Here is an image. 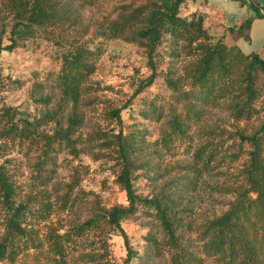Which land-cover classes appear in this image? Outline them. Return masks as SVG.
<instances>
[{"label": "trees", "instance_id": "obj_1", "mask_svg": "<svg viewBox=\"0 0 264 264\" xmlns=\"http://www.w3.org/2000/svg\"><path fill=\"white\" fill-rule=\"evenodd\" d=\"M190 1L195 0H0V62L3 52L17 48L20 37L43 34L66 46L58 86L63 103L71 105L69 125L64 128L59 120L54 134L26 119L17 122L13 108L3 109L0 159L5 150L19 145L27 154L33 148L40 151L44 160L37 165L40 187L29 191L19 182L20 170L7 165L11 160L0 163V264H69L67 249L74 236L80 244L86 230L94 229L100 231L104 248L112 234L122 236L127 255L121 264H131L136 252L122 225L140 215L154 225L146 235L150 246L145 264H264V59L210 34L207 13L181 16L182 5ZM252 6L256 15L229 29L248 41L254 18L264 17L255 3ZM89 8L95 10L91 16L85 15ZM112 40L136 46L148 68L138 76L127 103L109 107L111 124L91 132L103 140L100 147L112 152L116 183L128 203L98 206L88 220L77 223L73 234H61L52 216L60 208L76 213L83 190L77 174L58 195L48 168L54 163L51 151L58 149L50 146L55 137L72 145V137L84 128V111L100 110L93 76ZM166 61L167 68H162ZM160 77L171 92L168 109L152 103L144 113L156 121L163 118L155 151H171L177 142H197L191 161L179 165L178 178L144 197L135 188L140 171L159 185L162 169L148 159L146 138L125 132L122 112ZM5 86L0 64V92ZM47 160L48 169L43 164ZM227 165L237 173H229ZM215 174L225 178L213 183L220 210L202 219L190 216L191 193L209 185ZM45 222L50 224H44V233L38 227ZM86 256L94 264H115L104 252Z\"/></svg>", "mask_w": 264, "mask_h": 264}, {"label": "rangeland", "instance_id": "obj_2", "mask_svg": "<svg viewBox=\"0 0 264 264\" xmlns=\"http://www.w3.org/2000/svg\"><path fill=\"white\" fill-rule=\"evenodd\" d=\"M199 5V2L185 3L181 7V16L190 19L194 15H198L200 13ZM94 13L95 10L89 8L85 15L91 16ZM207 26L210 34L225 38V34L222 32L218 34L213 31L210 25ZM18 42L14 51H5L1 56L0 64L6 86L0 92V118L3 116V109L11 107L17 122L20 119H26L37 124L41 131L54 134L59 128L57 125L59 120L63 123L64 128L69 125L67 115L71 111V105L63 103L58 86L63 56L68 48L54 43L43 34L20 37ZM230 43L228 42L227 45ZM105 48L106 51L93 76V96L98 98L97 106L100 107V110L97 111V114L96 111H90L89 108L84 111L86 113L85 123L82 125L84 128L78 129L77 135L72 137V145H69L63 137H55L56 139L54 138L50 146V148L55 146L58 149V151H51L50 160L54 163L49 167L48 160L43 163L44 168L53 170L50 172L52 176L50 180L52 179L53 185H58L59 196L65 192L64 187L67 184L74 182L77 174L81 176L80 189L83 190V195L79 198L77 212L63 211L60 208L52 216L51 222L56 225L61 234L66 232L73 234L77 223L88 220L94 214V210L98 209V206L108 209L117 204L128 203L126 193L116 183L118 168L110 157L112 152H109L104 146L100 147L103 140L91 135V132L95 127L107 128L111 124L112 116L109 107L112 105L123 107L136 88L138 76L147 74L148 68L142 52L136 46L121 40H112L105 45ZM258 51L264 55V49ZM162 66V68H167L168 61ZM170 100L171 92L163 78L160 77L152 87L135 97L122 112L125 132H135L136 136L145 137L150 153L148 159L154 166L162 169L159 170L162 173L159 185L151 180L144 171H140L141 174L135 181V188L144 197L154 196L160 185L170 182L174 176L178 178L181 171L179 165L191 161L192 152L197 142L193 146H191L192 143L186 141L177 142L171 151L164 149L155 151L154 143L160 138L161 131L164 129L163 118L161 121H156L146 118L144 113L150 110L152 103L153 106L163 107L166 111ZM5 117L3 118L6 119ZM90 137H94V139H90ZM194 139L197 140L198 136H194ZM45 143L41 141L40 145L45 146ZM73 146H76V149H73ZM4 156L3 159H0V163L9 159L11 162H7V165L10 166V169L20 170L18 178L24 190L29 191L31 187H40L37 165L38 162L44 160L40 159L43 158L40 151L35 152L33 148L27 154V148L23 149L18 145L5 150ZM11 164H15V167H11L13 166ZM225 168L229 173L235 172L233 167L227 165ZM220 179L225 178L215 174L209 181V185H202L195 192L191 191L193 192L191 193L193 201L192 212L188 211L190 216L202 219V217L210 215L212 211L220 210L221 204L217 201L219 196L213 187V183ZM46 223L50 224V222H45L38 227L44 233L47 231L44 228ZM122 226L136 252V257L131 264H145L144 259L149 256L150 246L146 235L154 225L150 224L145 215H140L137 219L124 223ZM99 232L97 229L86 230V237L82 238L83 241L80 244V239L74 236L76 243L71 242L67 249L69 264H94L86 260V254L102 256L103 252L108 256V260L115 264L124 262L127 248L123 237L119 234H112L107 239V247L104 248ZM22 264H30V262L23 260Z\"/></svg>", "mask_w": 264, "mask_h": 264}, {"label": "crops", "instance_id": "obj_3", "mask_svg": "<svg viewBox=\"0 0 264 264\" xmlns=\"http://www.w3.org/2000/svg\"><path fill=\"white\" fill-rule=\"evenodd\" d=\"M199 2V11L208 14L207 25L218 34H225L226 42L236 45L245 53H258L264 49V17L254 18L250 29V40L229 29L238 27L245 17H254L256 11L252 4L255 3L260 11L264 13V0H195ZM248 17V18H249ZM247 19V18H246Z\"/></svg>", "mask_w": 264, "mask_h": 264}]
</instances>
